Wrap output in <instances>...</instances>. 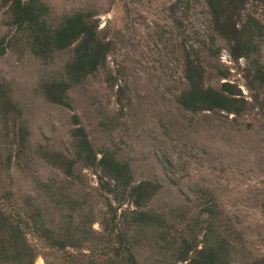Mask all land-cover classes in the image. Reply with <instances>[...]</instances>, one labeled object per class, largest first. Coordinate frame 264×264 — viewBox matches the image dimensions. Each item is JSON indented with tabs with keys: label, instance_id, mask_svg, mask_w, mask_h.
Returning <instances> with one entry per match:
<instances>
[{
	"label": "rangeland",
	"instance_id": "rangeland-1",
	"mask_svg": "<svg viewBox=\"0 0 264 264\" xmlns=\"http://www.w3.org/2000/svg\"><path fill=\"white\" fill-rule=\"evenodd\" d=\"M40 1L48 29L88 15L109 49L95 71L72 81L79 40L38 51L0 0V206L81 244L59 249L27 229L34 264H69L80 252L109 261L119 231L137 264H182L181 245L200 248L207 230L210 242L225 243L229 264H260L264 0L243 11L263 25L246 57L233 54L203 0ZM187 57L200 62L205 87L232 86L238 112L182 105ZM59 82L68 83L63 104L48 91ZM89 155L93 165L76 161ZM102 159L124 171L128 187ZM140 183L149 195L137 206L128 191Z\"/></svg>",
	"mask_w": 264,
	"mask_h": 264
},
{
	"label": "trees",
	"instance_id": "trees-1",
	"mask_svg": "<svg viewBox=\"0 0 264 264\" xmlns=\"http://www.w3.org/2000/svg\"><path fill=\"white\" fill-rule=\"evenodd\" d=\"M7 1L14 24L19 30L29 33L38 51L47 53L53 49L66 48L79 40L73 61L68 68L72 81L80 80L103 63L109 44L101 38L88 15L78 13L69 16L59 27L51 30L44 25L41 19L43 4L40 0ZM203 1L208 7L214 27L227 40L233 54L236 57L249 56L254 50L256 39L263 33V25L258 20L243 18V11L249 0ZM186 75L190 86L180 97V102L186 108L195 111L213 108L239 111L230 84H225L223 91L205 87L203 67L197 59L187 57ZM67 90L68 83L59 82L52 85L48 91L52 100L63 104L66 101ZM81 145L88 146V143L85 140ZM90 157L89 155L88 158H78L76 161L85 163L91 159ZM101 162L104 163L117 186L128 187L121 168L107 159H102ZM93 163L94 161L86 162V165H93ZM71 166V163L65 165L67 169H71ZM128 193L134 198L135 204L141 206L149 195V188L146 183H140L136 186H129ZM3 197L11 202L9 194ZM13 211H6L0 206V264H34L35 247L26 238L27 229L37 232L52 247L64 249L68 246L81 245L56 236L55 233L41 226L37 218H27L17 210ZM133 214L135 219L141 220L145 217L143 212L134 211ZM209 233L210 230L205 232L206 239L200 248L194 243L184 241L179 250L182 264H229L225 253V243L223 241L216 242V244L215 241L210 242L207 239ZM114 239L116 242L108 247L112 256L109 261H100L92 253L87 255L80 252L70 255L69 264H137L125 231H119ZM260 264H264V259Z\"/></svg>",
	"mask_w": 264,
	"mask_h": 264
}]
</instances>
